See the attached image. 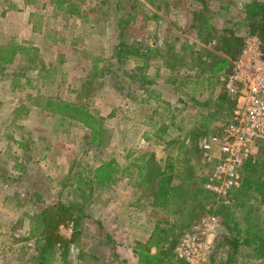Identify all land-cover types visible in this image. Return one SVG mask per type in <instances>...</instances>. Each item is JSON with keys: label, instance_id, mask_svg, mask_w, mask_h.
<instances>
[{"label": "rangeland", "instance_id": "374dc122", "mask_svg": "<svg viewBox=\"0 0 264 264\" xmlns=\"http://www.w3.org/2000/svg\"><path fill=\"white\" fill-rule=\"evenodd\" d=\"M249 1L209 0L202 8L197 0H70L69 8L60 11L49 0H0V43L13 40L28 49L27 56L0 67V231L2 226L5 231L0 233V264H32V250L22 257L20 251L32 241L29 220L39 211L34 199L42 203L40 209L61 201L89 215L77 226L70 221L59 226L64 238L75 239L64 263L53 264H186L175 247L206 215L216 217L218 225L207 238L204 264H264L247 246L233 250L228 242L240 241L243 231L235 236L230 224L223 227L218 215L207 212L184 230L171 257L160 261L166 245H153L158 237L152 233L156 225L170 228L172 215L156 206L145 164V159L162 164L169 156L181 158L178 142L188 146L194 134L196 147L202 134L227 119V103L218 96L232 59L220 45L228 35L224 31L238 37L246 33L243 25L232 24ZM195 23L203 26L200 34ZM118 32L166 58L124 62L127 70L142 67L152 82L146 87L151 96L140 89L120 92L114 85L118 77L97 73L86 83L92 72L108 67ZM205 33L210 36L203 42ZM198 56L210 69L200 70ZM169 61L178 68L166 69ZM52 100L96 114L108 141L85 145L87 131L80 124L47 111ZM103 163H109L111 176H93ZM189 163L193 177L205 176L209 167L199 163L197 149ZM244 212L235 213L241 226ZM250 216L264 230V206L253 207Z\"/></svg>", "mask_w": 264, "mask_h": 264}, {"label": "trees", "instance_id": "16d2710c", "mask_svg": "<svg viewBox=\"0 0 264 264\" xmlns=\"http://www.w3.org/2000/svg\"><path fill=\"white\" fill-rule=\"evenodd\" d=\"M144 1L146 3L152 2V0ZM197 1L201 4L202 8L207 7L206 3L209 2V0ZM49 3L53 8L63 11L69 8L67 4H70V0H49ZM237 13L239 18L233 21L232 26L243 25L246 29L245 34L256 36L264 48V4L251 0ZM192 14L193 17L197 15L196 12ZM227 22L230 23L229 20ZM192 27L199 34L201 31H204L200 23H195ZM224 32L228 35L223 37V43L220 45V48H225V52L233 59L241 49L242 37L236 36L232 31ZM209 36L208 33H205L203 42L207 41ZM24 49L25 47L22 44H18L13 40L0 43V67L12 64L16 57L20 55L27 56L28 49L25 51ZM154 57L162 58V60L166 59L154 48H148L140 43L127 42L125 36L121 32H118L112 46L108 67H101L97 69L96 73L92 72L91 77L86 78V83L89 85L98 73L100 76L105 75L107 77H115V79L118 77L117 83H114V85L120 92L125 91L126 94H129L134 90L140 89L145 94H148L147 96H151V93H149L146 87L152 84V82L145 76L142 67H134L133 69L127 70L124 68V62L130 58L147 62ZM214 58L216 57L214 56ZM196 63L198 67H203L200 69L202 72L205 67L209 69L211 67L209 63L202 61L199 56ZM178 66L173 61L164 64V67L170 71L176 70ZM229 67L226 74L229 71ZM83 96L87 97L86 87ZM218 99L227 103L228 119L233 103L227 97L225 91L222 95L218 96ZM211 103L212 101L209 100L204 104L208 107ZM48 105L50 107H46V109L49 113L76 122L87 131L85 145L100 147L108 141L109 137L101 123L100 117L90 113L85 107L60 100H52ZM213 134H217L216 129L211 133H204L202 135L208 136ZM197 135L201 136L199 134ZM196 139L193 134L190 140L191 143L188 146H185L183 142H178V149L183 153L182 157L179 158L181 159V165L179 164L181 166L180 169L175 167L178 164L176 162H179L178 157L175 160L171 156L166 157L162 164L152 159H145V164L148 168L146 181L149 182L151 180L154 182L152 186L155 187L152 198L155 200L156 206L162 210L166 209L165 213L167 215L169 214L170 217L172 215L170 228H162L156 225L152 233V235L158 237V241L153 242V245H166V248L159 256V260L162 261L164 258L171 257L174 245L180 235L185 232L184 230L200 214L206 212L218 215L223 227H227L230 224L235 236L240 234V230L243 231V236L240 238V241L234 239L232 242H228L233 250L238 245L247 246L253 258H264V230L257 224V217L250 216V210L253 207L258 205L264 206V147L258 148L252 160L249 159L243 163L239 170L241 175L240 186L229 190L226 197L222 199L203 190L202 184L204 183L205 177H193V167H191L189 160L192 154L196 156ZM111 170L109 163H103L94 169L93 176H97L100 172L110 177ZM140 171L141 169H139ZM175 179H182V182L173 184L176 182ZM145 184L146 182H139L138 185L142 186ZM226 201L229 202L227 203ZM34 203L38 206L39 211L29 220V237L32 241L29 243L30 248L29 246L21 247L25 251H20V255L21 257L24 256L31 249L32 253H30V257L32 264L64 263L69 245L75 238H73L74 235L69 240L64 238L60 234L59 226L66 221H70L73 226H77V224H80L82 218L87 219L89 215L87 213L84 215L82 208L76 209L71 203L63 204L61 201H56L43 209H40L39 204L42 203L38 199H34ZM247 204L250 206L245 207ZM242 208L245 209V212L243 216L244 224L241 226V224L235 221V213ZM74 211H77L78 215L74 214ZM164 224H166V221ZM1 230L0 233L3 232L4 234L3 226Z\"/></svg>", "mask_w": 264, "mask_h": 264}, {"label": "built area", "instance_id": "2783aa9c", "mask_svg": "<svg viewBox=\"0 0 264 264\" xmlns=\"http://www.w3.org/2000/svg\"><path fill=\"white\" fill-rule=\"evenodd\" d=\"M225 94L233 106L217 134L198 138L199 163L208 171L204 191L224 199L241 184L240 168L264 147V48L256 36L244 34L239 53L223 78ZM213 215L193 224L175 247L177 257L186 264H204L210 247L207 239L217 227Z\"/></svg>", "mask_w": 264, "mask_h": 264}]
</instances>
